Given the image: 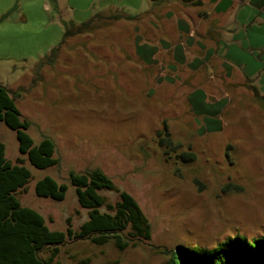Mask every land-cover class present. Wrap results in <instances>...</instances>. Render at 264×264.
I'll list each match as a JSON object with an SVG mask.
<instances>
[{
	"label": "rangeland",
	"instance_id": "1",
	"mask_svg": "<svg viewBox=\"0 0 264 264\" xmlns=\"http://www.w3.org/2000/svg\"><path fill=\"white\" fill-rule=\"evenodd\" d=\"M211 2L0 0V83L24 90L15 101L29 134L36 144L51 138L59 158L47 169L32 166L16 132L0 121L6 159L23 158L32 174L16 192L22 206L41 213L51 230L77 232L89 209L69 173L100 168L116 186L100 191L106 202L130 193L151 225L150 240L124 250L68 237L53 264H160L178 247L264 233V0H234L217 16ZM169 12L194 20L181 62L159 42L179 34ZM90 21L92 29L68 38L34 83L36 64L73 24ZM145 42L158 44L150 47L152 61L139 54ZM164 124L171 156L159 145ZM183 151L196 159H179ZM46 175L68 184L64 200L37 196L35 184Z\"/></svg>",
	"mask_w": 264,
	"mask_h": 264
},
{
	"label": "trees",
	"instance_id": "2",
	"mask_svg": "<svg viewBox=\"0 0 264 264\" xmlns=\"http://www.w3.org/2000/svg\"><path fill=\"white\" fill-rule=\"evenodd\" d=\"M92 26V21L78 26L73 24L64 33L61 45L52 49L36 64L34 83H37L41 69L55 64L61 46L68 38L88 32ZM23 92L22 88L13 92L0 83V121L16 132L19 152L27 155L32 166L47 169L58 165L55 142L49 137H43L36 144L28 132L31 123L22 118L15 101ZM167 130V125L164 124V131L158 132L159 145L164 147L165 154L171 156L170 145L173 142ZM5 150V144L0 142V264H53L59 255L60 246L71 236L75 239H88L98 245L112 241L120 250L151 239L149 220L130 193L122 191L116 204L106 202L100 191L114 190L116 186L111 177L100 168L83 172L71 171L68 176L79 204L89 209L88 220L77 232L72 228H68L67 232L51 230L41 213L22 206L17 198L16 192L29 183L32 174L23 164V158H19L17 164L7 160ZM177 157L193 161L197 156L194 152L183 151ZM68 187V184L59 183L52 176L46 175L37 180L34 188L39 197L61 201L65 199ZM103 206L108 210L103 211ZM45 250L50 252L47 258L40 255ZM167 255L166 261L160 264H264V233L259 238L250 239L239 234L229 236L211 248L186 245L168 250Z\"/></svg>",
	"mask_w": 264,
	"mask_h": 264
},
{
	"label": "crops",
	"instance_id": "3",
	"mask_svg": "<svg viewBox=\"0 0 264 264\" xmlns=\"http://www.w3.org/2000/svg\"><path fill=\"white\" fill-rule=\"evenodd\" d=\"M233 1L234 0H212V2H211V4H213L214 5V11H213V13L217 16V14H219V15H223V14H225V13H227V11L230 9V8H232V5H233ZM188 11H190V10H188ZM195 11V10H194ZM185 12H187V11H185ZM196 13H197V15L198 14H201L200 12H197V11H195ZM160 16H158V17H162L163 16V13L164 12H161V10H160ZM168 13V12H167ZM165 14V15H167V17H172L173 19L176 17V19H174V24H176V31H177V33H179L178 35H177V37H175L174 38V36H170L169 35V39H166V40H161V41H159L161 44H167V45H169V46H171V49L173 50V52H174V56H173V58L176 60V61H178V62H181V61H184V60H187V57H185V54H184V52H183V47H184V45L185 44H187V43H189V41H190V39H192L194 36H193V34L191 33V26H192V24H193V22H194V20H193V18L192 17H188V15H186V14H184V15H182V16H176L177 14H183V13H175V12H169L170 14ZM212 13V14H213ZM175 15L174 17L173 16H171V15ZM205 14V13H204ZM207 14H210L211 15V13H207ZM157 16V15H156ZM159 20H160V22H162V19L161 18H159ZM164 28V27H163ZM170 29V28H169ZM212 29L213 28H211V26L210 27H208L207 28V32H210V33H212L211 31H212ZM172 30V29H171ZM171 30H169V32L171 31ZM168 31H167V33H169ZM220 37V35L218 34V37L217 38H211V40H212V43H213V47L216 45V46H219L220 45V42L222 41H220L219 38ZM202 39V38H201ZM202 41V40H201ZM159 43V44H160ZM164 44V45H165ZM193 44V43H192ZM191 44V45H192ZM158 44H155V43H151V42H145V43H141L140 44V51H139V54L143 57H145V56H147V54H148V56H149V58L150 57H153V58H150V60L152 61L153 59H154V55H156L155 53H152V51L150 50V47L152 48V47H155V48H157L158 46H157ZM205 45L207 46V43H205ZM205 45H203L204 47H205ZM160 46V45H159ZM204 47L201 49L202 51H203V49H204ZM211 47H212V45H211ZM139 48V47H138ZM214 49V48H213ZM215 50V49H214ZM190 53H192L193 55H194V57H195V60L196 59H199V58H201V56L200 57H198V54H196V51L194 50V51H190ZM200 64H202V63H200ZM200 66V65H199ZM200 68V67H199ZM204 93V92H203ZM203 93H200V95L203 97L204 95H202ZM203 102H204V104L207 106V102L205 101V100H203Z\"/></svg>",
	"mask_w": 264,
	"mask_h": 264
}]
</instances>
